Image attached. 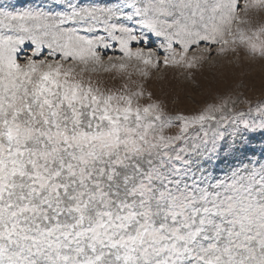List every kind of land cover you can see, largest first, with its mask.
Returning a JSON list of instances; mask_svg holds the SVG:
<instances>
[{
	"label": "snow or ice",
	"instance_id": "snow-or-ice-1",
	"mask_svg": "<svg viewBox=\"0 0 264 264\" xmlns=\"http://www.w3.org/2000/svg\"><path fill=\"white\" fill-rule=\"evenodd\" d=\"M241 53L264 0L0 5V264H264V98L146 90Z\"/></svg>",
	"mask_w": 264,
	"mask_h": 264
},
{
	"label": "rangeland",
	"instance_id": "rangeland-1",
	"mask_svg": "<svg viewBox=\"0 0 264 264\" xmlns=\"http://www.w3.org/2000/svg\"><path fill=\"white\" fill-rule=\"evenodd\" d=\"M27 3L28 0H0L3 6L21 7ZM146 90L151 91L155 99L164 101L172 113L193 114L206 104L219 103L226 98L255 102L264 98V60H249L243 53L239 59L231 55L219 57L216 63L205 64L195 71L193 79H186L179 69L162 68L153 73ZM237 107L247 106L238 104Z\"/></svg>",
	"mask_w": 264,
	"mask_h": 264
}]
</instances>
